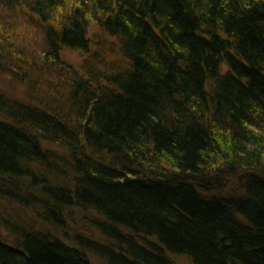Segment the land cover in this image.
<instances>
[{
  "label": "trees",
  "instance_id": "obj_1",
  "mask_svg": "<svg viewBox=\"0 0 264 264\" xmlns=\"http://www.w3.org/2000/svg\"><path fill=\"white\" fill-rule=\"evenodd\" d=\"M0 264H264V0H0Z\"/></svg>",
  "mask_w": 264,
  "mask_h": 264
},
{
  "label": "rangeland",
  "instance_id": "obj_2",
  "mask_svg": "<svg viewBox=\"0 0 264 264\" xmlns=\"http://www.w3.org/2000/svg\"><path fill=\"white\" fill-rule=\"evenodd\" d=\"M64 56L66 57V60L69 63L71 62L72 64H76L80 61V59H83V56L81 54L79 55V53L76 51L65 52ZM224 66H223V68H224ZM14 93H16V92H14Z\"/></svg>",
  "mask_w": 264,
  "mask_h": 264
}]
</instances>
